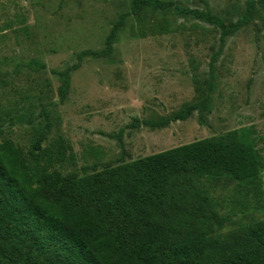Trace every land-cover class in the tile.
<instances>
[{"label":"rangeland","instance_id":"374dc122","mask_svg":"<svg viewBox=\"0 0 264 264\" xmlns=\"http://www.w3.org/2000/svg\"><path fill=\"white\" fill-rule=\"evenodd\" d=\"M157 1L169 6L134 15L130 0H0V138L26 152L38 128L42 147L61 135L73 159L55 168L78 176L245 126L264 154V4ZM173 7L213 16L226 32ZM122 14L111 55L78 60L103 48ZM72 66L60 101L57 73ZM207 94L206 112L170 119ZM261 180L264 203V172ZM211 195L222 238L239 222L264 218V209L239 210L233 183H218Z\"/></svg>","mask_w":264,"mask_h":264},{"label":"trees","instance_id":"16d2710c","mask_svg":"<svg viewBox=\"0 0 264 264\" xmlns=\"http://www.w3.org/2000/svg\"><path fill=\"white\" fill-rule=\"evenodd\" d=\"M253 3L248 2L247 15ZM166 6L130 0L134 15ZM173 11L196 15L226 32L213 16ZM124 17L109 29L101 50H83L77 59L109 57ZM30 64L44 68L34 60ZM75 68L57 73L60 101ZM209 100L207 94L170 119L206 112ZM1 122L0 117V133ZM37 131L26 152L0 138V264H264V218L239 222L222 238L217 232L224 219L211 195L218 183H233L240 211L264 209V154L250 126L83 176L55 168L73 159L61 135L42 147L44 128Z\"/></svg>","mask_w":264,"mask_h":264}]
</instances>
